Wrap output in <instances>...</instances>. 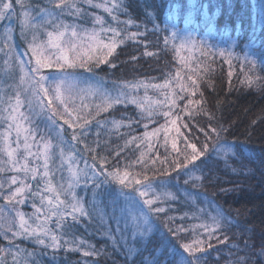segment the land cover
<instances>
[{
	"label": "rangeland",
	"instance_id": "1",
	"mask_svg": "<svg viewBox=\"0 0 264 264\" xmlns=\"http://www.w3.org/2000/svg\"><path fill=\"white\" fill-rule=\"evenodd\" d=\"M110 1L116 2V0ZM193 1L196 2V0ZM4 2H11L13 10L10 16L0 21V148L4 146L3 133L7 127L4 121L8 114L5 111L8 104L5 102L14 104L17 95L22 101H26L31 96L34 80L29 68L35 64V56L29 51V43L32 41L33 33L37 36V44L46 41L45 30L51 31L52 26L44 22L55 17H59L69 24L84 25L89 29L93 27V20L91 22H79L66 14L61 15L60 9L55 7L59 0H23L25 5L23 9L16 3V0H4ZM227 2L231 4L233 0H227ZM76 3L84 10L91 6L84 4L83 0H76ZM242 3L244 6L238 8L233 5L230 11L237 10L246 18L244 23L251 31L248 37L257 41L240 43L237 36L230 37L228 32L210 33L208 31L198 36L190 25L195 21V13L192 15V19L185 16L181 21L182 25L177 20L172 22L167 19L160 26V28L169 27L165 37L167 43L165 44L172 47L182 62L175 76L169 80L145 78L140 73L142 68L137 66L138 62L134 55L141 38L143 37L142 42L149 32L156 33L155 28L148 27L146 32V23L138 24L128 18H123V23H115L110 26L121 32V35L116 37L117 48L108 58L110 63L100 65L95 76L85 73L88 83L80 84L79 88L87 89L91 86L112 97L121 95L123 102L114 104L107 111L95 116L94 105L99 103V98L89 95L84 103L90 106L85 109L83 114L91 111L95 118L89 117L90 123L87 125V134L82 137L81 142L77 143L71 139L72 131L79 132L80 129L78 128L68 129L61 137H57L55 131H52L50 135L53 145L50 150L52 159L49 162L52 187L60 194L62 200L70 201L73 195L82 198L85 207L92 212L91 223H77L71 226L69 232V236L75 240V243L65 247L80 248L81 250L65 251L62 249L54 253L51 249L36 245L29 240L19 237L13 239L11 232L18 230L19 225V219L15 215L19 206L14 208L12 204L0 199V264H95L92 262L95 255L104 257L108 248L119 249L115 241L124 246L129 251V255H136L140 252L145 256L144 261L148 258L147 264L154 263L153 258L150 257L153 253H156L155 256H160L171 240L174 243L179 241L174 234L177 227L185 230L180 233L183 238L188 234L199 236L202 230L200 226L204 224L215 228L214 221H219V229H222L224 223H229L230 218L224 207L213 201L203 191L201 180L203 167H200L199 162L204 161L205 156L201 155L195 160L197 164L193 169L181 171L189 166L184 165L175 173L170 172L168 165L164 167L167 169L165 174H161L153 162L148 164L146 168L142 165L145 161L147 163L153 161V156L163 152L164 149L159 148L160 145H163L166 139L176 134L170 131L165 137L164 132L161 131L154 137L144 138L145 132L152 133L161 125L171 128V119H176V127H179L181 117L171 115L174 114L177 105L171 109L168 117H165L163 113L169 111L173 100L175 104L181 101L179 95L183 93L192 94L202 80L203 68H207L210 61H204L201 58L202 63L199 64V55L208 52L211 56L216 57V67L225 63L224 66L233 71L237 70L235 63L240 61L239 69L246 70L247 74L250 72L259 73V70L262 71L260 68H264L262 45L264 41V0H242ZM93 4L108 7V0H93ZM215 4H220V0H215ZM95 8L96 12L89 13L87 11L92 18L95 16L105 17L104 13L107 12L104 11V7ZM100 11H102V16ZM24 12L29 14L32 25L43 24V27L26 26L25 35L21 36L20 25L24 18ZM104 40L107 42L108 36H105ZM120 40H123V43H119ZM146 42L148 44L150 40ZM126 47L127 49L120 53ZM153 53L152 50L147 54ZM236 57L237 60H235ZM219 60H222L223 64ZM21 62L24 64L23 71L21 70ZM55 73L56 69L45 68L41 70L40 74L48 77L45 86L53 84ZM132 85H138V87L133 88ZM224 87L227 88V86ZM253 87L256 88V84ZM125 97L127 98L125 99ZM48 99H51V96H48L45 102ZM133 99L137 103H132ZM76 104L78 106L81 104L80 99H76ZM157 105L165 107L154 108L158 107ZM179 108L181 109V107ZM129 109H132V112H129ZM187 109L191 110V108ZM21 111H27V108L24 107ZM114 112H119V114H114ZM149 112L154 114L151 119L148 118ZM33 123L38 125L42 132L49 129L48 122L44 117L34 118ZM137 137L144 139H136ZM12 138L15 139L14 131ZM86 145L95 151H88ZM229 147L230 144L225 141L217 148L214 147L213 150H210L216 158L217 153L220 154L219 149L228 150ZM233 151L234 149H231L230 153ZM142 152L145 153L143 159L141 158ZM98 155H107L109 163H115L118 160L120 171L122 173L127 171L134 179H142L143 175H147L152 181L156 194L161 197L158 204L165 207L166 214L156 215L150 212L148 206L143 203L145 198H141L138 192H133L131 187L122 190L120 185L113 183L105 186L108 191L103 196L94 195L91 184L87 188L84 185V172L88 170L86 165L93 164V156L98 157ZM5 159L6 157L0 152V166H3ZM97 163H99L98 159ZM108 168L109 165H105V170ZM137 170L142 171L137 172ZM40 172H43V167L40 168ZM12 174L11 172L0 173V180H5ZM89 175H91L90 171ZM77 176L80 177L79 184L75 183ZM185 180L188 182L185 183ZM42 184L43 182H41ZM124 193H128V196L126 197ZM44 195L53 196L54 194L44 193ZM172 203L193 207L194 217L188 210H184L182 215L178 217L170 214L166 207ZM19 210L25 211L29 215L33 211L30 204ZM101 210H103V215H101ZM169 217L175 219L169 220ZM145 220L147 223L144 222ZM187 220H190V223ZM67 223L71 224L70 217L67 218ZM52 226L55 227L54 224ZM170 228L172 231H169ZM6 232L8 233L7 236L5 235ZM148 245H155L158 248H152L150 250L152 252H149ZM84 250L94 251L96 254L85 257L82 255ZM148 253H150L149 257H147ZM182 258L186 259L181 256L179 263ZM99 264H102V261Z\"/></svg>",
	"mask_w": 264,
	"mask_h": 264
},
{
	"label": "trees",
	"instance_id": "2",
	"mask_svg": "<svg viewBox=\"0 0 264 264\" xmlns=\"http://www.w3.org/2000/svg\"><path fill=\"white\" fill-rule=\"evenodd\" d=\"M113 5L116 7L113 8ZM220 5L221 7H218ZM233 5L238 8L244 6L242 0H233L231 4H228L227 0H220V4L217 5L215 0H196V2L193 0H116L114 3L108 0V7L112 6L113 10L111 14L104 13L105 17H102V20L105 27L123 23V18H128L138 24L146 23V32L148 27L155 28L156 33L149 32L142 42L143 37L141 38L134 55L138 62L137 66L144 72L140 71V73L145 78L169 80L175 76L182 62L172 47L165 44L169 27L160 28V26L167 19L172 22L177 20L182 25L181 21L185 16L192 19L195 13V21L190 25L198 36L208 31L210 33L228 32L230 37L237 36L240 43L257 41L248 37L251 31L244 23L246 18L237 10L230 11ZM85 11L88 14L87 11L93 13L97 10L90 6ZM99 13L102 16V11ZM113 16L116 20L112 19ZM92 20L93 18L88 14L85 19L78 21L91 22ZM147 40H150V45L147 44ZM262 45L264 52V41ZM126 49L127 47L120 53ZM152 50L154 53L148 55L147 53ZM200 58L210 61L207 68H203L202 80L192 94L179 95L181 101L175 104L177 109L174 114H171L181 117L179 124L181 135L173 134L167 139L166 145L165 143L160 145L159 148L164 151L153 156V161L157 170L160 171L168 165L170 172L175 173L179 169L174 170L171 161L176 159L184 161V141L187 139L189 142H197V149L203 151L202 156H205L204 161L199 162L200 167H203L201 177L203 191L213 201L224 207L230 221L216 231L218 239L214 237L207 240L202 228L199 236L188 234L177 243L171 240L160 256H155L156 253L150 256L148 253L147 257L150 256L154 260V263L148 264H180L181 256L190 259L180 245L194 239L207 241L204 251L196 253L201 264H264V68H260L262 71L259 70V73L247 74L246 70L239 69L240 61L235 63L237 70L233 71L228 70L224 66L225 63L216 67V57L208 52H203ZM237 59L236 57L235 60ZM219 62L223 64L222 60ZM229 72L232 73L231 76ZM255 84L256 88L253 87ZM229 85L231 87H228ZM190 99L198 100L200 103H193L190 106L191 110H188L186 105ZM157 106L154 108L165 107ZM128 111L132 112V109ZM131 118L133 120L132 114ZM209 118H211L210 123ZM201 126H204L203 132L200 130ZM214 127L222 129L219 138L212 131ZM205 132L208 133L207 140ZM173 138L176 140L177 150L171 147ZM225 141L230 144L229 149H219L220 154L217 153L215 158L210 149L217 148ZM205 144L206 149L203 148ZM231 149H234L232 153H230ZM177 151L180 152L179 156ZM188 151L190 153L191 150ZM162 156L164 158H160ZM165 156L169 163L162 164ZM196 164L197 161L185 163L189 166L181 171L193 169ZM140 171L142 170H137V172ZM167 206L168 212L176 217L181 216L184 210H188L193 216L191 206L185 207L178 203ZM187 221L190 223V220ZM115 244L119 249L108 248L104 257L95 255L92 262L95 264L101 261L102 264H147L148 258L144 261L145 256L142 253L129 255V251L124 246L116 241ZM148 248L149 252H152L150 250L158 246L148 245Z\"/></svg>",
	"mask_w": 264,
	"mask_h": 264
},
{
	"label": "snow or ice",
	"instance_id": "3",
	"mask_svg": "<svg viewBox=\"0 0 264 264\" xmlns=\"http://www.w3.org/2000/svg\"><path fill=\"white\" fill-rule=\"evenodd\" d=\"M16 3L22 9L25 7L23 0H16ZM83 3L92 7H104V11L109 14L113 10L104 5L93 4V0H83ZM55 7L60 9L61 15L66 14L77 21L85 19L87 16L86 11L76 3V0H59ZM114 7L116 6L113 5ZM12 10L13 4L11 2L0 0V21L10 16ZM23 17L20 25L21 36L25 35L26 26L43 27V24L32 25L27 12L23 13ZM112 19L116 20V17L113 16ZM44 23L52 26L51 31L45 30L47 40L37 44V36L33 33L32 41L29 43V51L35 56V64L29 68L34 80L31 96L26 101H22L17 95L14 104L8 101L5 102L8 104V108L5 109L8 114L4 121L7 127L3 133L4 146L0 148V152L3 153L6 159L3 161V166H0V173L11 172L13 174L5 180H0V199L12 204L14 208L19 206L15 212L16 217L19 219V225L18 230L11 232L13 239L19 237L29 240L36 245L51 249L54 253L62 249L65 251H80V248L65 247L75 243V240L69 236V232L71 226L77 223H91L93 219L92 212L85 207L82 198L73 195L70 201L62 200L60 194L52 187L49 162L52 159L50 150L53 145L50 135L52 131H55L57 137H61L68 129L78 128L80 129L79 132L72 131L71 139L77 143L81 142L82 137L87 134V125L90 123L89 117L95 118L91 111L83 114L85 109L90 106L84 103L89 95L99 98V103L94 105L95 116L107 111L114 104L123 102L121 95L112 97L91 86L87 89L79 88L80 84L88 83L85 73L95 76L100 65L110 63L108 58L115 52L118 43L116 37H119L121 32L113 27H105L100 16L93 18L91 29L84 25L66 23L59 17L49 18ZM105 36H108L107 42L104 40ZM119 43H123V40H120ZM165 43H167V40ZM112 66L115 67V65ZM45 68L56 69L52 85L45 86L48 77L40 74L41 70ZM21 70H24L23 62H21ZM231 75L232 73L229 72V76ZM193 84H195V81H193ZM144 86L147 87V85ZM132 87L136 88L138 85H132ZM48 96H51V99L45 102ZM76 99L81 101L79 106L76 104ZM131 102L137 103L135 99ZM193 103L199 104L200 101L190 99L186 108H190ZM24 107L27 108V111H21ZM171 107H175L174 100L169 111L163 113L165 117L170 115ZM153 115L152 112H149L148 118L151 119ZM40 117L46 118L49 125L47 131L42 132L39 126L33 123L34 118ZM210 122L211 118H209ZM170 124L172 125L171 128L161 125L152 133L145 132L144 138L154 137L161 131L164 132L165 137L170 131L175 132L177 136L181 135L180 128L176 127L177 120L171 119ZM25 125L29 126L26 127ZM200 130L203 132L204 126H201ZM221 130L215 127L212 129L217 138H219ZM13 131L15 133L14 140L12 138ZM144 138L137 137L136 139L143 140ZM205 139H208L207 132H205ZM184 143V161L179 159L171 161L174 170L183 168L185 163L195 161L203 155V152L197 149V142H189L186 139ZM13 144H15V147H13ZM166 144L167 139L165 140ZM171 147L173 150H177L175 138L172 140ZM86 148L90 152L95 151L87 145ZM203 148L206 149L207 145H203ZM189 149L191 150L190 153ZM179 154L180 152L177 151L178 156ZM144 155L145 153L142 152V159ZM97 159L99 163H97ZM161 163H169L167 156ZM153 164H155V161H153ZM105 165H109L108 170H105ZM146 165L147 161L144 162L142 167L146 168ZM41 167H43L42 173L40 172ZM86 168L88 170L84 172V185L87 188L91 184L94 195L103 196L108 191L105 186L113 183L120 185L122 190L131 187L133 192H138L141 198H145L143 203L148 206L150 212L156 215L166 214L165 207L158 204L161 197L156 194L152 181L147 175H143L142 179H134L127 171L122 173L118 160L115 163H109L107 155L93 156V164L86 165ZM89 171L91 175H89ZM160 171L161 174H165L167 169L162 168ZM137 175L140 174L137 173ZM79 181L80 177L77 176L75 183L79 184ZM41 182H43L42 185ZM187 182L185 180V183ZM44 193H53L54 195L46 196ZM124 195L127 197L128 193H124ZM37 201H39V204H37ZM29 204L33 210L30 215L19 210ZM101 215H103V210H101ZM68 217L71 218V224L67 223ZM172 219L175 218L169 217V220ZM144 222L147 223V220ZM53 224L55 225L54 228ZM214 224L216 225L215 228L206 224L200 226L204 229L207 240L216 237V231L220 228L219 221H214ZM169 231H172V229L170 228ZM182 231L185 230L180 227L175 229L174 234L177 240L182 239L180 236ZM5 235L7 236L8 233L6 232ZM216 238L218 239V237ZM206 243L207 241L204 239H194L191 242L182 243L180 246L188 253L190 259L182 258L180 264H201V260L196 253L203 252ZM95 254L94 251L88 250L82 252L85 257Z\"/></svg>",
	"mask_w": 264,
	"mask_h": 264
}]
</instances>
